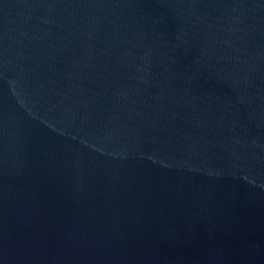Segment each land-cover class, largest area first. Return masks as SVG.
<instances>
[{
	"label": "water",
	"instance_id": "obj_1",
	"mask_svg": "<svg viewBox=\"0 0 264 264\" xmlns=\"http://www.w3.org/2000/svg\"><path fill=\"white\" fill-rule=\"evenodd\" d=\"M0 264H264V0H0Z\"/></svg>",
	"mask_w": 264,
	"mask_h": 264
}]
</instances>
